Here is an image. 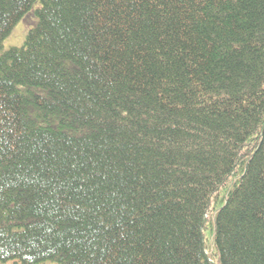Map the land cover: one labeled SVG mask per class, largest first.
Returning a JSON list of instances; mask_svg holds the SVG:
<instances>
[{"label": "trees", "instance_id": "trees-1", "mask_svg": "<svg viewBox=\"0 0 264 264\" xmlns=\"http://www.w3.org/2000/svg\"><path fill=\"white\" fill-rule=\"evenodd\" d=\"M83 182L99 264H264V0H0V264H84Z\"/></svg>", "mask_w": 264, "mask_h": 264}, {"label": "snow or ice", "instance_id": "snow-or-ice-1", "mask_svg": "<svg viewBox=\"0 0 264 264\" xmlns=\"http://www.w3.org/2000/svg\"><path fill=\"white\" fill-rule=\"evenodd\" d=\"M69 6L72 0H67ZM74 167V166H73ZM87 182H83L80 187L71 191L67 195V202L60 201L59 208L65 209L63 213L59 208L49 213L50 223L47 231L60 245L67 243L74 256H84V264H99L100 253L96 249H101V245L110 239L113 223L111 221V204L109 200L97 195L93 200L84 191ZM82 196L83 199L91 204V208L85 210L81 207V202L76 197ZM3 230L0 229V236ZM2 243V241H0Z\"/></svg>", "mask_w": 264, "mask_h": 264}, {"label": "rangeland", "instance_id": "rangeland-1", "mask_svg": "<svg viewBox=\"0 0 264 264\" xmlns=\"http://www.w3.org/2000/svg\"><path fill=\"white\" fill-rule=\"evenodd\" d=\"M32 24H30L29 22L26 23V20L20 21L16 25V27L14 28L10 36H8L6 40L4 41L3 48L1 51L5 52L11 48H20L21 46H23L25 39L28 35V32L30 30V27H31L30 25Z\"/></svg>", "mask_w": 264, "mask_h": 264}]
</instances>
